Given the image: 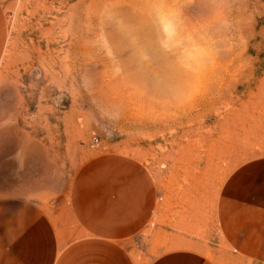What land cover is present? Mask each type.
<instances>
[{
  "label": "rangeland",
  "instance_id": "rangeland-1",
  "mask_svg": "<svg viewBox=\"0 0 264 264\" xmlns=\"http://www.w3.org/2000/svg\"><path fill=\"white\" fill-rule=\"evenodd\" d=\"M152 4L0 0V200L51 217L77 198L151 205L140 260L192 248L255 264L225 228L251 232L261 212L264 0H176L214 41L196 72L161 46Z\"/></svg>",
  "mask_w": 264,
  "mask_h": 264
},
{
  "label": "crops",
  "instance_id": "crops-1",
  "mask_svg": "<svg viewBox=\"0 0 264 264\" xmlns=\"http://www.w3.org/2000/svg\"><path fill=\"white\" fill-rule=\"evenodd\" d=\"M1 41L0 38V59ZM2 42L5 44L6 38ZM98 186L95 193L103 201L104 187ZM96 204L91 202L84 208L77 198L62 203L56 210L57 217H51L43 208L29 203L8 213L7 208H16L17 204L0 200V264H216L192 248L165 250L153 260H140L132 249V238L150 220L151 205L114 204L121 207L114 209L111 204L101 208ZM253 204L259 205L261 212L256 211L251 232L246 225L244 231L238 228L232 232L228 224L225 231L235 240L240 253L250 255L243 258L264 264V194ZM241 232L245 238H238ZM246 238L253 239L246 244Z\"/></svg>",
  "mask_w": 264,
  "mask_h": 264
},
{
  "label": "clouds",
  "instance_id": "clouds-1",
  "mask_svg": "<svg viewBox=\"0 0 264 264\" xmlns=\"http://www.w3.org/2000/svg\"><path fill=\"white\" fill-rule=\"evenodd\" d=\"M152 15L161 46L175 54L182 66L196 72L214 64L217 53L213 39L189 29L176 0H153ZM192 98V93H186L183 101Z\"/></svg>",
  "mask_w": 264,
  "mask_h": 264
}]
</instances>
